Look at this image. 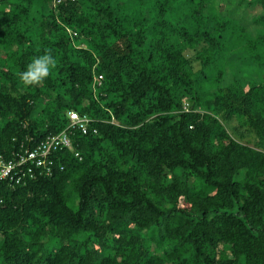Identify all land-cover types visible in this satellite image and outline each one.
<instances>
[{
    "label": "trees",
    "instance_id": "trees-1",
    "mask_svg": "<svg viewBox=\"0 0 264 264\" xmlns=\"http://www.w3.org/2000/svg\"><path fill=\"white\" fill-rule=\"evenodd\" d=\"M210 2L0 0V151L73 147L0 182V264H264V0Z\"/></svg>",
    "mask_w": 264,
    "mask_h": 264
},
{
    "label": "built area",
    "instance_id": "built-area-1",
    "mask_svg": "<svg viewBox=\"0 0 264 264\" xmlns=\"http://www.w3.org/2000/svg\"><path fill=\"white\" fill-rule=\"evenodd\" d=\"M66 117L70 122L67 129L76 128L86 134L90 119L80 117L73 111L67 112ZM63 149L73 151L67 130L47 136L30 149L20 145L18 152L12 150L6 154L5 151H0V182L10 181L18 184L21 178L51 176L55 167L52 154ZM74 156L80 159L78 153H74Z\"/></svg>",
    "mask_w": 264,
    "mask_h": 264
},
{
    "label": "rangeland",
    "instance_id": "rangeland-1",
    "mask_svg": "<svg viewBox=\"0 0 264 264\" xmlns=\"http://www.w3.org/2000/svg\"><path fill=\"white\" fill-rule=\"evenodd\" d=\"M251 0H211L210 6L214 7L220 14L222 13L228 19H231L233 23H238L243 26L247 22V28L250 32H253L255 26L251 20L254 16L260 14V8L258 6H251ZM230 132L236 139L239 134L232 128ZM69 205L75 207L76 204L70 200Z\"/></svg>",
    "mask_w": 264,
    "mask_h": 264
},
{
    "label": "clouds",
    "instance_id": "clouds-1",
    "mask_svg": "<svg viewBox=\"0 0 264 264\" xmlns=\"http://www.w3.org/2000/svg\"><path fill=\"white\" fill-rule=\"evenodd\" d=\"M57 63L51 50L45 49L42 55L35 56L26 69L19 72V79L25 86H39L56 69Z\"/></svg>",
    "mask_w": 264,
    "mask_h": 264
}]
</instances>
